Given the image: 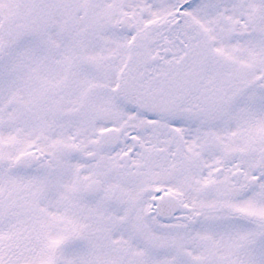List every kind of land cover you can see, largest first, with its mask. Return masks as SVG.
I'll return each mask as SVG.
<instances>
[{"label":"snow or ice","instance_id":"6c2138e0","mask_svg":"<svg viewBox=\"0 0 264 264\" xmlns=\"http://www.w3.org/2000/svg\"><path fill=\"white\" fill-rule=\"evenodd\" d=\"M0 264H264V0H0Z\"/></svg>","mask_w":264,"mask_h":264}]
</instances>
